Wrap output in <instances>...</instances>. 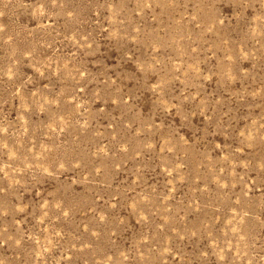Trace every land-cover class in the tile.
<instances>
[{
    "label": "rangeland",
    "instance_id": "obj_1",
    "mask_svg": "<svg viewBox=\"0 0 264 264\" xmlns=\"http://www.w3.org/2000/svg\"><path fill=\"white\" fill-rule=\"evenodd\" d=\"M0 264H264V0H0Z\"/></svg>",
    "mask_w": 264,
    "mask_h": 264
}]
</instances>
